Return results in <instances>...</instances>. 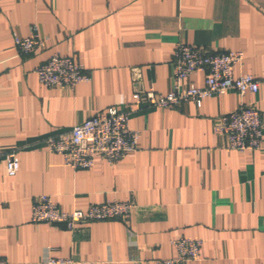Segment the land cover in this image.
I'll use <instances>...</instances> for the list:
<instances>
[{"label": "crops", "instance_id": "obj_1", "mask_svg": "<svg viewBox=\"0 0 264 264\" xmlns=\"http://www.w3.org/2000/svg\"><path fill=\"white\" fill-rule=\"evenodd\" d=\"M33 30L42 41L22 55L14 38ZM240 51L236 76L256 94L230 91L197 105L144 108L133 114L136 150L113 166L96 158L73 170L43 140L108 108L124 109L136 85L167 94L173 47ZM70 56L89 81L46 88L34 73L52 55ZM184 86L203 85V75ZM246 104L263 118L261 148L237 152L213 122ZM19 164L6 172L7 154ZM63 211L129 202L125 219L79 225L73 232L31 223L34 198ZM202 242L187 264H264V0H0V260L40 264H155L174 256L171 241Z\"/></svg>", "mask_w": 264, "mask_h": 264}, {"label": "built area", "instance_id": "obj_2", "mask_svg": "<svg viewBox=\"0 0 264 264\" xmlns=\"http://www.w3.org/2000/svg\"><path fill=\"white\" fill-rule=\"evenodd\" d=\"M14 44L22 55L35 53L42 46L38 35L23 39L14 38ZM244 59L240 51L204 52L196 47L177 42L173 47V86L169 93L160 94L154 89L136 85L132 101L124 109L108 107L68 131L50 135L43 140L44 146L62 157L64 165L73 170H89L95 159L101 158L110 166L133 153L137 148L138 133L130 130V117L144 108L171 109L183 103L200 105L205 99L230 91L239 95L256 94L259 83L251 76H236L235 70ZM38 82L46 88H68L89 81L83 68L70 56L52 55L34 70ZM202 74L203 85L184 86L191 75ZM213 131L226 138L227 147L237 152L261 148L263 118L254 107L241 104L237 109L217 118ZM19 169L14 151L7 154L6 172L13 177ZM132 205L129 202L109 201L91 204L86 210H61L49 196L34 198L31 207V223H46L64 227L73 232L79 225L95 221L127 218ZM174 256L157 260L155 264H187L201 255L202 242L183 237L171 241ZM0 264H10L0 260ZM40 264H75L71 258L47 257Z\"/></svg>", "mask_w": 264, "mask_h": 264}]
</instances>
